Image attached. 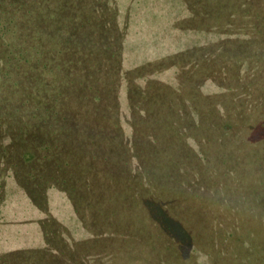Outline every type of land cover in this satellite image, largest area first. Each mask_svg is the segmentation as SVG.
Instances as JSON below:
<instances>
[{
    "label": "rangeland",
    "instance_id": "rangeland-1",
    "mask_svg": "<svg viewBox=\"0 0 264 264\" xmlns=\"http://www.w3.org/2000/svg\"><path fill=\"white\" fill-rule=\"evenodd\" d=\"M0 264H264V0H0Z\"/></svg>",
    "mask_w": 264,
    "mask_h": 264
},
{
    "label": "trees",
    "instance_id": "trees-1",
    "mask_svg": "<svg viewBox=\"0 0 264 264\" xmlns=\"http://www.w3.org/2000/svg\"><path fill=\"white\" fill-rule=\"evenodd\" d=\"M127 63H128V61H126ZM148 64V63H147ZM152 71H155V72H157V73H159L158 71H156V70H152ZM157 73H155V74H157ZM161 73H163V72H161ZM160 74V73H159ZM159 74H157V75H159ZM149 75V74H148ZM163 75H165V74H163ZM148 77V76H147ZM158 84H160V85H162V86H164L165 84L167 85V83H165V82H163V81H158V80H155ZM170 85H173V84H170Z\"/></svg>",
    "mask_w": 264,
    "mask_h": 264
}]
</instances>
